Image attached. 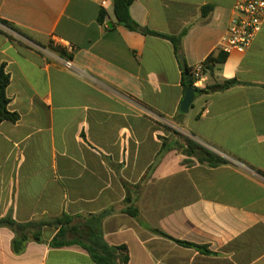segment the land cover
<instances>
[{
	"label": "crops",
	"instance_id": "0c3cea01",
	"mask_svg": "<svg viewBox=\"0 0 264 264\" xmlns=\"http://www.w3.org/2000/svg\"><path fill=\"white\" fill-rule=\"evenodd\" d=\"M103 1L0 0V19L28 36L0 31L9 110L20 115L0 125V219L71 217L80 243L126 245L129 264H264V25L208 73L207 86L239 84L196 94L183 115L180 56L190 68L220 53L238 0H134L138 32ZM149 31L185 32L181 54ZM186 138L227 163L188 156ZM58 232L44 227L16 253L14 232L0 227V264H97L81 244L53 247Z\"/></svg>",
	"mask_w": 264,
	"mask_h": 264
},
{
	"label": "trees",
	"instance_id": "16d2710c",
	"mask_svg": "<svg viewBox=\"0 0 264 264\" xmlns=\"http://www.w3.org/2000/svg\"><path fill=\"white\" fill-rule=\"evenodd\" d=\"M133 2L134 0H113V11H114V16L119 25L124 26L132 31L138 32L141 27L134 21L130 13V8ZM107 15H108L107 11L102 8L98 17V20L101 24L105 25ZM0 25L7 27L11 31L28 39V36L25 33H23L21 30H19L11 23L0 19ZM0 31L2 30L0 29ZM148 33L169 40L173 44L176 54L177 55L181 54L180 53L181 42L183 36L185 35V32H182L178 36H169L151 31H149ZM54 50L57 51V49ZM227 57L228 55L222 52L218 53L217 55L210 56L207 59L208 61L206 64L207 73L209 74L214 73L216 66L220 64H224L227 60ZM10 82H11L10 74L6 72L5 65L1 64L0 65V125L4 122H10L15 124L20 120V115L18 113L11 112L9 110L10 100L7 96V90L10 85ZM236 84H239V81L235 79L226 80L221 83H214L213 85L207 86L202 90L195 89V92L196 94L199 95L204 93L224 91L235 86ZM189 87L192 86L191 85L188 86L184 78L185 90H187ZM185 142H186L187 155L196 156L197 160L200 163H206L211 167H216L218 165L227 163V161L224 158L206 149L198 142L190 138H186ZM126 213L138 219V221L142 226L146 227L153 233L168 239H172L162 231L151 228L148 225H146L144 221H142V219L140 218L139 211L136 207H130L126 211ZM0 227H8L14 232L15 239L13 241V249L16 253H20L25 250L26 244L30 240L31 235L33 236L34 240L41 242L40 237H41L42 229L44 227H54V228H59V232L51 242V245L53 247H64L75 244H81L88 251L91 258L97 264H129L130 262L129 250L126 245L110 246L108 243L104 241V239L100 235L93 236V238L89 240L90 245H85L83 243H80V240H78V238H83V235H79V227L74 223V219L68 216H63L46 221H32L28 223H18L11 216H7L0 219ZM70 233L74 235L76 239L66 240L67 235ZM175 241L178 244L187 248H195L198 250H202L204 248L203 246L189 242H184L180 240H175Z\"/></svg>",
	"mask_w": 264,
	"mask_h": 264
},
{
	"label": "built area",
	"instance_id": "2783aa9c",
	"mask_svg": "<svg viewBox=\"0 0 264 264\" xmlns=\"http://www.w3.org/2000/svg\"><path fill=\"white\" fill-rule=\"evenodd\" d=\"M107 3L108 0H104L102 5L105 7ZM233 11L228 29L222 36L220 42V52L227 55L232 52H246L251 47L257 35L262 31L264 25V0H238ZM105 26L107 27L106 23ZM0 29L8 35L15 33L3 25H0ZM18 38L21 37L18 35ZM207 61L197 63L189 68L188 73L191 79V86L194 90H202L207 86ZM65 65L68 69L74 68L71 61L65 62ZM197 142L218 156L224 159L228 158L216 148L200 141Z\"/></svg>",
	"mask_w": 264,
	"mask_h": 264
},
{
	"label": "water",
	"instance_id": "95a60500",
	"mask_svg": "<svg viewBox=\"0 0 264 264\" xmlns=\"http://www.w3.org/2000/svg\"><path fill=\"white\" fill-rule=\"evenodd\" d=\"M112 27V25H110ZM142 33H145L146 30L145 29H141ZM180 62L184 71V77H185V82L188 86L191 85V79L188 73V68L186 66V63L184 61L183 56H180ZM196 99V92L192 87H189L186 92H185V97L183 99V102L181 104V108H180V113L181 114H187L189 112V110L191 109L194 101Z\"/></svg>",
	"mask_w": 264,
	"mask_h": 264
}]
</instances>
